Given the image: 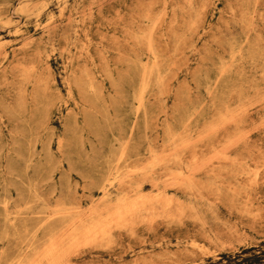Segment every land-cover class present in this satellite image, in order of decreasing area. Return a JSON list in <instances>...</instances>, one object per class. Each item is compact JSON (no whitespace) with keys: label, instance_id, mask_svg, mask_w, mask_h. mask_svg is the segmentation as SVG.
Returning a JSON list of instances; mask_svg holds the SVG:
<instances>
[{"label":"rangeland","instance_id":"374dc122","mask_svg":"<svg viewBox=\"0 0 264 264\" xmlns=\"http://www.w3.org/2000/svg\"><path fill=\"white\" fill-rule=\"evenodd\" d=\"M63 263L264 264V0H0V264Z\"/></svg>","mask_w":264,"mask_h":264},{"label":"bare ground","instance_id":"6f19581e","mask_svg":"<svg viewBox=\"0 0 264 264\" xmlns=\"http://www.w3.org/2000/svg\"><path fill=\"white\" fill-rule=\"evenodd\" d=\"M17 30V29H16ZM151 50V49H150ZM52 52V51H51ZM232 54V53H231ZM155 61V60H154ZM142 74V73H141ZM143 77V76H142ZM143 79V78H142ZM145 89V88H144ZM140 90V89H139ZM142 91V90H141ZM209 95V94H208ZM141 194V193H140ZM139 194V195H140ZM120 195V194H119ZM105 196V195H104ZM157 196V195H156ZM144 197V196H143ZM120 198V197H119ZM124 198V197H123ZM122 198V199H123ZM137 199V198H136ZM139 199V198H138ZM133 200V199H132ZM136 202V201H135ZM143 202L141 201V204H142ZM130 205V204H129ZM134 205V204H133ZM121 207V206H120ZM125 208V207H124ZM133 208V207H132ZM135 208V207H134ZM113 211V210H112ZM132 212V211H131ZM111 213V212H110ZM116 213V212H115ZM109 214V213H108ZM108 214L106 215V216H108ZM118 214V213H117ZM120 214V213H119ZM115 218V217H114ZM98 219V218H97ZM112 220V219H111ZM105 224V223H104ZM102 225V224H101ZM106 225V224H105ZM109 225V224H108ZM99 226V225H98ZM109 226H111V225H109ZM108 228V227H107ZM94 229V228H93ZM99 229H101V228H99ZM109 229V228H108ZM95 231V230H94ZM93 231V232H94ZM95 233V232H94ZM100 233V232H99ZM106 233V232H105ZM88 234H89V232H88ZM96 235V234H95ZM64 236V235H63ZM86 236V235H85ZM92 239V238H91ZM64 264V263H63Z\"/></svg>","mask_w":264,"mask_h":264}]
</instances>
